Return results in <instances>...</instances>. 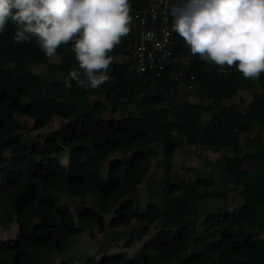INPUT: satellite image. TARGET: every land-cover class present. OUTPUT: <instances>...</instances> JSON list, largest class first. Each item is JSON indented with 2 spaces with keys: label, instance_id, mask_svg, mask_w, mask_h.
I'll return each mask as SVG.
<instances>
[{
  "label": "trees",
  "instance_id": "16d2710c",
  "mask_svg": "<svg viewBox=\"0 0 264 264\" xmlns=\"http://www.w3.org/2000/svg\"><path fill=\"white\" fill-rule=\"evenodd\" d=\"M129 2L134 21L145 0ZM15 32L9 23L0 35V225L16 223L0 238V264H264V73L246 79L234 66L192 54L173 27L162 67L137 70L126 36L110 53V80L85 89L69 76L81 71L71 43L57 50L56 63L34 37L14 42ZM250 89L244 106L233 100ZM55 118L63 120L58 128L27 141L25 119L40 130ZM248 132L257 140L241 142ZM186 148L205 163L219 153L207 163L225 187L242 186L241 202L205 208L227 191L214 187L210 172L171 169ZM158 155L162 203L151 198L142 208L135 195ZM124 225L126 239L112 241ZM85 232L108 242L73 250ZM55 254L64 258L56 262Z\"/></svg>",
  "mask_w": 264,
  "mask_h": 264
},
{
  "label": "clouds",
  "instance_id": "9594fccd",
  "mask_svg": "<svg viewBox=\"0 0 264 264\" xmlns=\"http://www.w3.org/2000/svg\"><path fill=\"white\" fill-rule=\"evenodd\" d=\"M131 7L129 0H0V35L12 23L14 42L34 37L49 59L71 43L81 71L70 79L98 89L110 80V53L130 34ZM170 14L192 54L246 79L264 73V0H179Z\"/></svg>",
  "mask_w": 264,
  "mask_h": 264
},
{
  "label": "rangeland",
  "instance_id": "374dc122",
  "mask_svg": "<svg viewBox=\"0 0 264 264\" xmlns=\"http://www.w3.org/2000/svg\"><path fill=\"white\" fill-rule=\"evenodd\" d=\"M131 26H134V21L131 22ZM52 61L58 63L59 62V57L58 55H55L53 58H51ZM36 71L39 72L40 77H44L45 76V67H40L37 68ZM257 91H263L262 88L260 87H255ZM183 89V88H182ZM180 88V90H182ZM193 92H195V88H191ZM242 96L243 99H239V98H234V101H237L238 104H240L241 106H244L247 102L250 101L252 93H251V89L249 91H242ZM93 101H95L96 99H102L100 96L98 95H94L91 97ZM192 98H194L195 100L197 99L196 95L192 96ZM228 102H230V100H228ZM25 122L27 124L26 129H24V135L25 138L27 139V141L29 143H31L32 141H34L35 139H41L45 136L46 133H48L51 130H54L56 128H58L60 126V124L63 122V120L59 119V118H55L51 121V123L49 125H47L46 127L40 129V130H35L33 129L32 126V120L30 119H25ZM179 137V136H178ZM251 137L254 140H257L258 137V133L256 132H248L245 133L243 135H241V142L245 141L246 138ZM262 137V136H261ZM264 138V134L263 137ZM178 139H182L181 137H179ZM251 149V147H245V150H249ZM184 154L185 156H180L179 159H177L178 161H174L171 169L174 171H178L179 174L181 175H185L186 173H189L190 171L186 168L187 166L189 167H194L197 169V171L199 172H204V173H208L210 172V174L212 175V177L215 180V184L214 187H223V189H225L227 191L226 194V198H215V197H211L209 198V202L208 204H206L205 208H211L213 207V205L215 204H228V206H233L237 203H240V197H239V189L242 186H237L235 189L230 188L229 186L225 187V184L220 182L221 180V172L219 169L214 168L212 163H207L208 161H210L211 159H215L218 158L220 155L219 153H212L209 154V159H206V163L202 162V158H199V156L195 155L193 153L192 149H184ZM162 157L160 155L152 158V172L151 175L144 179V182H142L139 186H138V193L135 195V199L136 202L138 204H140V207L145 208V206L147 205V202L149 200H154L157 202V204L161 205L162 203V198L160 196L159 193V189L161 188V179L163 177V167L162 164L160 163ZM183 168V169H182ZM260 172L261 169H260ZM254 175V174H252ZM172 180L173 181H177V177L176 176H172ZM148 183V184H147ZM225 187V188H224ZM89 201L90 197H87ZM72 204V203H71ZM2 213V209L0 208V214ZM16 228V223L15 222H10L9 226L7 227H2L0 225V238H8L10 237L13 233L14 230ZM118 231H120V234L117 236H115L114 238H111L112 241L115 242H119L121 243L122 241H124L126 239V235L125 232L128 231V226L124 225L120 228L117 229ZM89 233L85 232L83 235H81L80 237L76 238L74 241V246L72 247L73 250L77 251V252H82V251H86L88 249H92L94 251H96L100 246H104L105 244H107L108 240L104 239L101 234H99L94 240L90 241L89 239ZM139 243L135 242L132 245H130L129 247L126 248L128 255H131L134 251L137 250ZM116 249V247H115ZM114 250V249H113ZM54 259L56 262H58L61 258H64L63 254H55L53 255ZM82 256L80 258H74V262L77 261V259H81Z\"/></svg>",
  "mask_w": 264,
  "mask_h": 264
},
{
  "label": "built area",
  "instance_id": "2783aa9c",
  "mask_svg": "<svg viewBox=\"0 0 264 264\" xmlns=\"http://www.w3.org/2000/svg\"><path fill=\"white\" fill-rule=\"evenodd\" d=\"M175 0H145L133 9L135 24L127 36V49L139 71L162 67L172 55L174 19L170 9Z\"/></svg>",
  "mask_w": 264,
  "mask_h": 264
}]
</instances>
